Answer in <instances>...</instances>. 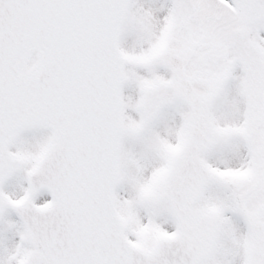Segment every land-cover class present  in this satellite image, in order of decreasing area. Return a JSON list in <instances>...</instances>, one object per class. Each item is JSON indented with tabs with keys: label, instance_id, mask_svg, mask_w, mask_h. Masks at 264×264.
<instances>
[{
	"label": "snow or ice",
	"instance_id": "6c2138e0",
	"mask_svg": "<svg viewBox=\"0 0 264 264\" xmlns=\"http://www.w3.org/2000/svg\"><path fill=\"white\" fill-rule=\"evenodd\" d=\"M0 264H264V0H0Z\"/></svg>",
	"mask_w": 264,
	"mask_h": 264
}]
</instances>
